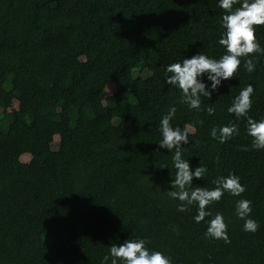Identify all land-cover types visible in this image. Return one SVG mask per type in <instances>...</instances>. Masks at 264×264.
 <instances>
[{
  "label": "trees",
  "instance_id": "1",
  "mask_svg": "<svg viewBox=\"0 0 264 264\" xmlns=\"http://www.w3.org/2000/svg\"><path fill=\"white\" fill-rule=\"evenodd\" d=\"M224 11L218 0H0V264H101L110 244L138 237L173 264H264V149L227 112L252 83L248 115L264 118V52L250 54L252 73L241 58L199 110L164 82L172 62L223 54ZM256 38L264 48V25ZM170 105L172 125L190 126L184 157L207 168L193 187L232 172L246 188L208 206L224 215L227 243L167 196L175 169L158 124ZM230 121V139L210 137ZM241 198L255 232L235 215Z\"/></svg>",
  "mask_w": 264,
  "mask_h": 264
},
{
  "label": "clouds",
  "instance_id": "2",
  "mask_svg": "<svg viewBox=\"0 0 264 264\" xmlns=\"http://www.w3.org/2000/svg\"><path fill=\"white\" fill-rule=\"evenodd\" d=\"M237 3L239 6L234 7ZM218 6L225 10L220 21L223 32L217 40V44L224 48L223 54L219 58H213L199 51L190 57L172 62L165 68V84L169 89L179 90V102L189 110H199L202 97L211 99L212 94L219 91L222 82L234 77L241 67V58H244V70L248 73L254 72L255 57L250 54L264 52L256 38L257 26L264 25V0H218ZM253 92L252 83L241 88L227 108V112L233 114L236 120L245 118V130L252 138V146L260 150L264 149V118L254 119L248 115ZM206 111L211 115L215 109L208 107ZM176 112V106L170 105L158 124L161 136L158 141L159 149H166L172 154V168L175 169L174 173L172 169L169 173L167 196L180 202L176 205L178 212L188 211L191 206L195 207L196 214L192 219L197 224L202 221L205 223L206 238L223 239L227 243L229 237L224 215L221 212L213 214L208 206L219 201L225 193L241 196L246 188L240 183V177L232 172L213 180L214 187H193L194 178H206L207 168L200 162L199 166L193 165L190 159L184 157L182 145L190 142V126L187 124L183 127L173 126L171 121ZM238 130L237 124L230 121L228 124L212 127L209 134L212 139L219 138L223 143ZM165 167L167 166L160 168ZM251 203L245 198L235 201V215L244 221L245 232H255L259 228L258 222L251 217ZM101 264H173V262L164 252L147 247L145 238L138 237L110 244L101 259Z\"/></svg>",
  "mask_w": 264,
  "mask_h": 264
},
{
  "label": "rangeland",
  "instance_id": "3",
  "mask_svg": "<svg viewBox=\"0 0 264 264\" xmlns=\"http://www.w3.org/2000/svg\"><path fill=\"white\" fill-rule=\"evenodd\" d=\"M115 86L113 84H109L107 87V94H112L114 91ZM17 103L14 104V107H16ZM29 157L27 155L23 156L24 161H28Z\"/></svg>",
  "mask_w": 264,
  "mask_h": 264
}]
</instances>
